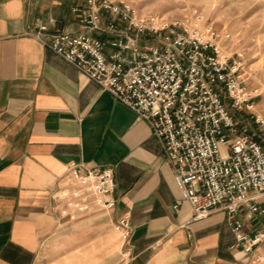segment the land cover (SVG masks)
<instances>
[{"label":"crops","instance_id":"1","mask_svg":"<svg viewBox=\"0 0 264 264\" xmlns=\"http://www.w3.org/2000/svg\"><path fill=\"white\" fill-rule=\"evenodd\" d=\"M85 3L0 0V264H49L58 234L71 263L77 253L98 264H248L226 212L192 219L146 122L29 33L49 19L50 33L82 32L74 8ZM73 165L112 169L115 205L106 221L65 218L64 199L89 198L72 194ZM123 217L127 242L113 228ZM236 217L248 235L264 230V214Z\"/></svg>","mask_w":264,"mask_h":264},{"label":"built area","instance_id":"2","mask_svg":"<svg viewBox=\"0 0 264 264\" xmlns=\"http://www.w3.org/2000/svg\"><path fill=\"white\" fill-rule=\"evenodd\" d=\"M74 11L81 13L78 34L50 33L53 19L29 33L146 122L192 219L226 212L248 264H264V230L248 235L236 217L242 210L248 218L264 214V115L254 113L251 124L242 116L260 93L249 94L240 55L225 54L230 34L198 18L167 23L139 16L109 0H86ZM106 46L114 51L106 54ZM67 175L79 185L75 198L91 196L106 209L115 205L110 167L73 165ZM115 227L127 242L128 218Z\"/></svg>","mask_w":264,"mask_h":264},{"label":"rangeland","instance_id":"3","mask_svg":"<svg viewBox=\"0 0 264 264\" xmlns=\"http://www.w3.org/2000/svg\"><path fill=\"white\" fill-rule=\"evenodd\" d=\"M128 7L131 12L139 16H153L170 23L175 20L187 21L191 23L195 19L200 20L201 25L211 24L220 32H228L231 39L224 42L225 54L233 58L237 54L241 58V72L247 84L251 96L259 92V96L253 99V109H244L242 116L249 118L248 124L252 123L250 116L254 113L264 115V0H109ZM114 49L110 46L104 48V52L109 54ZM257 90V92H256ZM79 199V198H78ZM71 202H74L71 204ZM65 218H88L94 214L102 215L104 221L107 220L108 209L99 205L93 197L87 201L80 200L66 201ZM84 203V204H83ZM76 204L83 206L80 209ZM73 212V215L68 214ZM115 229L116 227L113 226ZM121 236L120 230H117ZM94 235V234H93ZM122 237V236H121ZM91 238V236H90ZM63 234H58L48 247L47 259L49 264H98L95 257L89 256V260L84 261L82 257L73 253L72 263L66 259V252L71 258V248H66ZM79 246H73L72 252ZM112 252L111 249L108 250ZM68 257V258H69ZM62 260L52 263L54 260ZM70 263H67V262ZM42 264H46L43 261ZM103 264H112V260ZM122 264V262L117 263Z\"/></svg>","mask_w":264,"mask_h":264},{"label":"bare ground","instance_id":"4","mask_svg":"<svg viewBox=\"0 0 264 264\" xmlns=\"http://www.w3.org/2000/svg\"><path fill=\"white\" fill-rule=\"evenodd\" d=\"M254 106V105H253Z\"/></svg>","mask_w":264,"mask_h":264}]
</instances>
